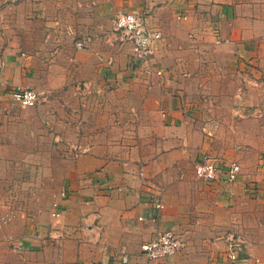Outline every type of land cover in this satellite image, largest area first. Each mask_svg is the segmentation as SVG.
<instances>
[{
    "label": "crops",
    "instance_id": "obj_1",
    "mask_svg": "<svg viewBox=\"0 0 264 264\" xmlns=\"http://www.w3.org/2000/svg\"><path fill=\"white\" fill-rule=\"evenodd\" d=\"M262 9L264 0H0V147L19 108L14 86L36 89V105L57 93L69 140L50 211L0 199V264H121L124 255L152 264L142 244L167 228L183 244L160 264H232L233 232L244 239L237 264H264L260 172L242 167L235 182L204 181L193 168L206 153L240 155L241 125L257 120L249 101L223 96L243 88L228 81L243 56L257 54ZM120 11H138L162 31L151 61L163 74L147 73L114 30ZM76 142L82 153H73ZM149 188L162 190L163 208L148 201ZM8 246L28 259L4 261Z\"/></svg>",
    "mask_w": 264,
    "mask_h": 264
},
{
    "label": "rangeland",
    "instance_id": "obj_2",
    "mask_svg": "<svg viewBox=\"0 0 264 264\" xmlns=\"http://www.w3.org/2000/svg\"><path fill=\"white\" fill-rule=\"evenodd\" d=\"M259 14L264 15V10ZM260 27L263 28L260 42L257 50H253L257 54L253 56V60H247L243 56V68L237 67V75L230 77L228 81V85L232 80V83L243 88L235 97L234 93L230 92H225L223 96V99L228 101H249L253 106L249 116L257 120L249 119L241 125L240 139L236 137L234 140V143L238 144L235 152L240 155L232 158L217 157H222L227 162L239 161L246 173L258 176L257 172H260L258 178L264 181V22ZM58 28L60 27L56 25V34L60 33ZM68 30L67 35L72 36L73 29ZM247 49L250 47L247 46ZM46 63L48 64V61ZM237 65H241L239 61ZM61 100L63 99H59L57 93H54L30 110L19 105L15 116L8 120L4 131L6 140L0 147V199L4 202H16L18 207L33 203L36 215L50 211L64 186V168L69 167V162L66 161L69 140L63 137L68 125L62 123L59 117L61 106L58 101L62 102ZM79 107L82 108L83 105L80 103ZM71 109V106L66 105L67 113ZM79 144L76 142L70 145L74 154L83 152H80ZM31 258L34 259V256ZM2 259L24 263L28 255L23 251H11L8 246L2 252Z\"/></svg>",
    "mask_w": 264,
    "mask_h": 264
},
{
    "label": "built area",
    "instance_id": "obj_3",
    "mask_svg": "<svg viewBox=\"0 0 264 264\" xmlns=\"http://www.w3.org/2000/svg\"><path fill=\"white\" fill-rule=\"evenodd\" d=\"M114 30L120 33L122 41L132 44L133 56L140 61L147 73H164L163 69L154 70L152 67L151 55L153 46L162 37L160 29L151 27L144 14L138 11H120L114 19ZM78 45H82L78 42ZM12 99L22 107L35 106L41 99L40 93L29 86H14L9 89ZM80 152L84 151L80 147ZM242 173V165L234 160L224 163L220 158L211 153L204 154L195 164V175L204 181H218L223 179L226 182H235ZM143 175V172H140ZM148 201L157 209L164 207L162 190L149 188ZM54 214H59L55 212ZM141 220L146 218L139 217ZM152 219L155 217L152 215ZM183 244L181 235L174 229L167 228L157 231L156 235L149 241L142 244V250L152 264L160 262L168 255L175 253ZM244 246V239L238 233H230L228 237L226 256L232 264H237L240 259V251ZM127 257L124 255L121 264H127Z\"/></svg>",
    "mask_w": 264,
    "mask_h": 264
}]
</instances>
